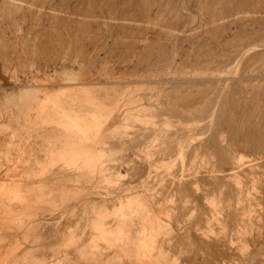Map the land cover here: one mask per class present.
Segmentation results:
<instances>
[{"label":"rangeland","instance_id":"1","mask_svg":"<svg viewBox=\"0 0 264 264\" xmlns=\"http://www.w3.org/2000/svg\"><path fill=\"white\" fill-rule=\"evenodd\" d=\"M263 223L264 0H0V264H264Z\"/></svg>","mask_w":264,"mask_h":264},{"label":"bare ground","instance_id":"2","mask_svg":"<svg viewBox=\"0 0 264 264\" xmlns=\"http://www.w3.org/2000/svg\"><path fill=\"white\" fill-rule=\"evenodd\" d=\"M200 137H201V136H200ZM202 139H203V138H202ZM178 157H180V156H178ZM225 162H226V161H225ZM164 164H165V163H164ZM168 165H169V164H168ZM158 166H159V165H158ZM158 166H157V167H158ZM231 174H232V173H231ZM230 194H231V193H230ZM231 195H232V194H231ZM232 196H233V195H232ZM263 225H264V223H263ZM263 227H264V226H263ZM263 229H264V228H263ZM263 244H264V242H263ZM252 248H253V247H252ZM256 248H257V247H256ZM260 249H262V248L260 247ZM253 250H254V249H253ZM258 250H259V249H258ZM258 250H257V251H258ZM259 252H260V251H259ZM255 253H256V252H255ZM256 254H257V253H256ZM256 254H255L254 256H256ZM257 255H259V254H257ZM256 257H257V256H256ZM256 257H252V256H251V260H250V258H249L250 264H261V263L263 262V261H262L261 263H257V258H256ZM248 264H249V262H248Z\"/></svg>","mask_w":264,"mask_h":264}]
</instances>
